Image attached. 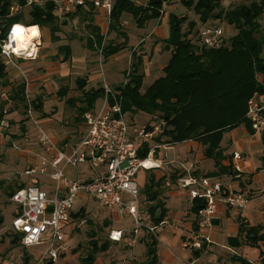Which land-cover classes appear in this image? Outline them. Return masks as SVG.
<instances>
[{"label": "trees", "instance_id": "obj_1", "mask_svg": "<svg viewBox=\"0 0 264 264\" xmlns=\"http://www.w3.org/2000/svg\"><path fill=\"white\" fill-rule=\"evenodd\" d=\"M13 1L21 5L25 3V0H0L1 38H4L12 24L22 23L27 27L38 26L40 30L48 28L51 42L59 40L56 36L58 33L56 21L59 20L53 13L52 3H46L42 8L32 7L25 10L26 13L22 11L8 17V7ZM180 1L186 10L192 9L198 21H187L186 16L169 13L168 34L162 41L163 50L169 52V60L162 69V75L141 92L143 75L138 73L137 66L132 65L128 80L112 89L121 97V107L126 115L143 114L147 117L146 126L153 123L154 119L163 123L162 133L156 137L157 142L169 145L193 142L199 145L202 157L213 161L214 170L201 175L193 169V175L215 178L226 190L230 186L223 179L240 181L244 175L241 170H234L233 164L223 165V160L232 159L224 156L227 146L223 144V136L240 126L251 131L246 118L247 102L255 93L264 92V23L262 21L264 0H236L239 2L231 8H224L222 0ZM136 2L137 0H113L109 32L124 36L120 26L123 14L130 15L137 28H143L147 22L165 15L166 10L163 11V7L170 5L173 0H148L145 5H136ZM76 16L83 21H93V10L91 7L79 8L64 21H73ZM223 24L234 31L228 39V45L225 46L223 41L224 44L218 48L204 47L197 37L199 28L202 25L222 26ZM89 30L93 36L86 40V45L89 49L101 50L103 59L109 58L123 48L119 45L112 46L111 43L103 46V37L98 28L90 26ZM124 38L126 42V37ZM65 49L67 50L66 47L58 48V54L61 52L65 56L63 52L66 51ZM5 76L6 71L0 63V78L4 79ZM85 86V79H76L75 89L80 92V96L68 99L66 102L69 105L80 104L77 120H82V115L93 108L96 101L103 96L102 87L85 90ZM15 90L12 101L19 105L27 102L24 94L25 84L20 82ZM65 92L66 88L63 96ZM31 104L36 110L39 108L37 104L34 105V101H31ZM8 111L4 112L3 107L0 106V121ZM23 128L22 126L21 129ZM259 134L260 142L264 145V129ZM141 147L139 156L145 157L149 150L148 143H143ZM260 160L264 165V154ZM155 170L160 169L142 170L147 174L144 186L140 190L146 195L144 211L149 216L150 222L158 226L164 222L167 215L165 203L168 185L173 186L180 174L174 167L165 168V172L160 176ZM204 206V199L190 201L188 211L194 216L195 222L198 212ZM17 216L14 213L13 217ZM73 216L83 219L84 209H80ZM1 222L0 216V225ZM237 225V235L229 238L228 244L233 248L245 244L259 249L260 244L264 243L263 227L251 226L241 218L237 219ZM12 233L14 234L12 247L19 246V235ZM90 245L91 252L81 259L82 264H93L96 259L95 254L104 252L107 248L106 245L98 246L94 241ZM156 245L157 241L152 236L146 238L145 264H157ZM193 255L199 256L200 252L194 251ZM25 256L24 264H28L31 257L28 254ZM232 263L251 264L236 257L232 258ZM259 264H264V252L261 250Z\"/></svg>", "mask_w": 264, "mask_h": 264}, {"label": "built area", "instance_id": "obj_2", "mask_svg": "<svg viewBox=\"0 0 264 264\" xmlns=\"http://www.w3.org/2000/svg\"><path fill=\"white\" fill-rule=\"evenodd\" d=\"M46 3L53 4V13L59 21L68 20V16L76 13L79 8L91 7L95 12L100 11L107 19L108 29L113 0H25L23 5L13 1L8 7V17L32 7L42 8ZM18 24L28 28L22 23ZM13 25L16 24L9 27L4 38L0 37V63L5 70L11 68L19 71L20 60L33 61L38 58L42 45L41 30L37 26L39 35L32 40L28 49V52H32L34 47L35 52L18 57L11 50L9 54L4 52V44L8 42ZM197 37L204 47L218 48L224 44V29L221 26L202 25ZM12 46L14 48L15 43ZM101 87L103 96L99 105H94L82 115L86 129L77 144L61 150L53 138L40 131L37 141L42 153L35 165L26 169L23 174L48 179L50 192L32 184L15 190L9 197L18 216L8 226L19 235L20 246L24 249L42 247L41 253L37 257L33 256L31 264H61L60 259L67 255L70 234L68 228L71 227L72 232L87 222L84 218H74L73 214L85 208L88 199H92L97 208L115 210L119 218L131 219L130 230L109 232L110 242H124L126 246L133 247L143 232L158 241L157 227L164 222L158 226L150 222L144 211L146 195L138 188L135 178L142 170L159 169L161 166L174 167L180 174L172 186L174 191L185 193L189 201L205 200V206L196 217V231L182 245L184 249L202 251L204 246L212 243L211 231L218 219V208L221 206L235 214L242 213L248 197L231 188L225 190L215 178L194 176L191 164V169H187L183 162L157 163L154 153L165 147L156 140L162 133L163 123L154 119L153 123L145 127H132L121 107L118 93L105 83ZM27 113L31 118L30 103ZM246 118L251 131H263L264 92L255 93L248 100ZM0 125V134H4L7 124ZM143 143H148L149 150L145 157H140L139 151ZM14 149L18 150L16 146ZM147 161L151 164L146 165ZM240 161L238 153H233L234 170L240 171ZM78 165L94 169L95 174L90 176L84 171H77ZM69 168L75 169V177L68 175ZM76 202L81 204L77 210L74 209Z\"/></svg>", "mask_w": 264, "mask_h": 264}, {"label": "crops", "instance_id": "obj_3", "mask_svg": "<svg viewBox=\"0 0 264 264\" xmlns=\"http://www.w3.org/2000/svg\"><path fill=\"white\" fill-rule=\"evenodd\" d=\"M147 2L148 0H138L137 4L145 5ZM221 3L224 8H231L237 3V1L236 0H222ZM172 10H173V5L170 4L166 6L165 15H163L159 19H155V20H151L147 22L143 26V28H137L135 23H133L132 17L128 14H123L121 17L120 26L122 27L121 31L124 33V36L126 37V42H125L124 36L122 35H119V39H115V41H112L114 40V38H116L117 35L114 32H109L107 29V25L105 26L104 23L101 24L102 21H96L97 17L99 18L104 17L100 11H96V12L93 11V21H56V24L58 27V33L56 34V36L59 38L57 42H51L48 28H43V30L41 29V40L43 42V47L41 48L39 52L38 58L33 61L20 60L19 61V71L11 69V68L5 70L6 72L8 71L9 72L8 74L11 75V80L17 81V80H21L22 78L23 83L25 84L24 93H25L27 102L29 103L31 101H34L39 106V108L37 110H34L33 112V114L36 113L37 115L34 117L31 116V118L27 119V121L23 123L22 126L24 127L23 128L24 130L21 129L22 126L20 127L21 134L19 135V139L17 140V141H21L27 144L28 142H30V139L33 138L32 140H34L36 146L34 148H28V147L19 148L18 146H16L18 147V150H14L15 146L12 143L9 144V146H11V148H13L14 151L19 152L20 154H23V155H29V157L25 156L23 158L25 159V162H27L28 164L25 166L24 171L25 169H28L29 167H32L33 165H35V163L38 160V156L42 153L41 146L39 145L37 141L40 135V131L44 132L46 135L53 138V140L57 143L58 147L61 150L69 149L70 147L77 144L82 139L85 133L86 127H85L84 121L83 119L77 120L76 119L77 114L75 113L71 114V117H72L71 127L73 130H71L69 133H65V135H63L62 137L59 135V133L55 129H53L51 132H46L45 129L41 126V124L45 122V124H47L49 127L51 126L52 123L54 124L53 119L49 117L48 115L49 111L47 112L45 110L44 104L46 100L54 99L55 103L52 105V107L55 109L57 106L56 105L57 102L58 103L59 101L67 102L68 99H74L80 96V92L76 94L70 93L73 91L76 92L75 85L74 87H69L67 85L64 86V84H62V81L68 80V79L69 80L74 79L73 80V84H74V81L79 78V79H85L86 81L85 90L96 89V88L101 87V84H99L100 86H96V87L93 86L91 84V81L96 77L102 76V73L94 69L93 71H91L88 69V66L99 67V70H101L102 63L104 61H107L109 58H112L113 56H115L118 52L110 56L107 59L101 60L102 61L101 62L98 59V56L102 57L100 50L89 49L86 45L87 43L86 40L89 38H92L93 36V34L89 30L90 26H95L98 28L100 35H102L103 37V46L107 45L108 43H111L112 46L119 45L120 47H123L121 50L126 49L128 53L129 52L131 53V55H134L137 52L136 56L140 55L141 60L144 63V58L146 56L150 57L153 53H155V48L156 49L160 48L157 50L159 55H162V53L164 52L168 53L169 55V52H166L165 50H163L162 41L168 34L167 16L169 15V13L172 12ZM78 16H76L74 19L79 18ZM127 16H129L131 20L130 19L127 20L126 18ZM164 19H166V21H164ZM131 28L135 29V32L137 33L139 37V41L136 46H131L128 42V36H129L128 34ZM222 28H224V34L230 29L224 24L222 25ZM104 29L108 31L106 38H105L106 34H104ZM113 34L115 35L114 38L111 37V35ZM147 40H150V43H149L150 46L145 45V43H148ZM106 41L107 43H105ZM60 47L67 48L68 51L66 49H65L66 51H63L65 53V56L62 55L63 53L61 52H59V55H58V48ZM74 50H80L82 52V55L78 58L77 57L74 58L72 56V51ZM165 65L166 64L162 65V69L164 68ZM22 67H26V68L30 67V72L35 73V75L28 77L27 73L25 74L24 71L22 70ZM162 69H161V72H162ZM142 75H143L142 77L143 79L144 74ZM58 85L60 86L58 87ZM65 88H66V92H65V95L63 96V91ZM61 89H63L62 92H61ZM68 105L69 104H67V107L65 109L68 108ZM75 105L77 106V108L80 106V104L78 103H76ZM12 106L13 107L16 106V107L14 108V110H12L13 108L10 109L9 111L7 110L8 113L14 111L18 115H15L14 117H11V118H6V115L8 114L6 113L4 117L2 118V120L0 121V124L6 123L7 127H9V123L12 124V123H15L16 121L21 120L19 116V104H15L13 102ZM51 112H52L51 113V116H52L54 111H51ZM138 116H144V115L140 113L134 114L133 119L129 123L131 125L135 124L136 123L134 122L135 118L136 117L138 118ZM146 122H147V117H146ZM29 123L34 125L35 131L36 130L38 131L37 136L35 137L28 136L29 132L26 127V124H29ZM66 125H69V123L67 122ZM5 134H6V131L4 132V134H0V137H3ZM224 136L228 137L227 141L225 142L223 141V144L227 146V150L224 152L225 157H232V154L235 153L236 144H238L240 141H243L245 144H249V142H252L253 146L250 149L247 148L243 150L244 151L243 153L245 154L246 153L245 151H248V155L251 154L254 159L260 161V167H258L254 173H246V172L241 171L244 177L240 181L231 180V178L223 179L224 182H226L227 184L229 183V186L232 190L243 192L248 197V201H249L251 198L256 196L257 192H260L261 190L264 189V176H263L264 175V165L262 164L260 160V158L264 154V145H262L260 142V134L252 133L251 131L246 130L245 127L240 126L232 130L231 132L225 134ZM4 141H9L7 136H5ZM184 144L189 145V152L199 151L201 155L200 157L201 160L205 159L202 157V150L199 145L193 142H188V143L185 142ZM163 145H165L164 149L156 150L154 153V157L157 163L158 162L164 163L165 152L162 153V151H165L168 148L174 146V145H169V144H164V143ZM242 160H243V157L241 158V161ZM229 164L230 165L233 164L232 159H230L229 161L223 160V165L226 166ZM165 168L166 167L161 166L159 169L160 170L163 169V172H165ZM193 169L194 170L196 169L201 175H205V173H209L214 170V169L205 170L201 168L197 169L194 167ZM160 170H155V172L157 173V171H160ZM163 172H161V174ZM231 172H232V168H231ZM146 174L147 173H145V175ZM253 174H256L257 176L258 189L251 188ZM22 175L25 176L24 174ZM25 177H28L30 179L29 181L31 182V184H35L40 187L49 186L51 188V185L49 182H40L39 177H29V176H25ZM24 182L26 183L25 180ZM26 185L23 184V187ZM168 186H169V190L166 192V203H165L167 211H168V208H167L168 201H171V203H181V201L177 199L186 198L187 202L190 203L185 193L176 192L173 190L172 185H168ZM105 211H107L111 216V212H112L111 209L105 210ZM244 211L242 213L235 214L234 211L224 209L223 207L220 206L218 208V213H217L218 219L214 223L213 229L211 231L212 243L207 246H204L203 250L199 251L200 252L199 256L195 257L193 255L194 251L191 250L190 251L191 257L186 262H180L175 256H173L169 248L166 245H164L162 242H160V236H158L159 241L157 242V245H156L157 264H181V263L234 264L232 263L233 257H236L238 259L241 258L251 264H259V254H260V250L264 252V243L260 244L259 249L253 248V251L255 254L252 258L247 257V255L244 252L240 251L243 247H249V246L242 244L239 247L233 248L228 244V239L231 237H236L237 235V229H238L237 219L239 218L243 219L244 221H247L248 224L251 226L261 225L263 227V233H264V221L262 222V224L260 223L251 224L250 221L247 219V217L243 215ZM14 213H15V210H14ZM190 215L191 214L188 212V210H185L182 212L181 216L178 219H176L175 222H173L172 224H169L166 222V217H167L166 215L164 219V224L159 226V227H162L161 233L169 234L168 232L169 229L167 230L166 227H170L173 231L182 232L179 238H173V245H176V243L181 242V246H182L183 243L187 239H189L193 235V233L196 231L197 225L195 222V218L193 215H191L190 217ZM13 218L14 217H12V219ZM263 219H264V215H263ZM131 228H123V229H116V230H130ZM226 233H227V243L226 245H221L219 243V239L221 235H224ZM172 235L174 236L175 234H172ZM148 236L150 235H147L144 232L141 233V236L137 239L134 246L130 247L131 248L130 249L131 258L134 255L137 245H139L140 246L139 249L144 250V253H145L146 238ZM111 244L117 245L116 243H113V242H111ZM123 244L125 243L123 242ZM159 245L161 246L163 245L165 247L164 251L161 254H159L158 252ZM96 263L97 261L95 262V264ZM128 263H130V261L129 262L127 261V264Z\"/></svg>", "mask_w": 264, "mask_h": 264}, {"label": "rangeland", "instance_id": "obj_4", "mask_svg": "<svg viewBox=\"0 0 264 264\" xmlns=\"http://www.w3.org/2000/svg\"><path fill=\"white\" fill-rule=\"evenodd\" d=\"M138 1V0H137ZM239 2V1H237ZM136 5H140L137 4ZM173 5V10L171 13L175 14L176 16H186L187 21H198V17L195 16L192 9L186 10L183 5L181 4L180 0H173L171 3ZM26 13V11H24ZM127 20L130 19L129 16L126 17ZM131 20V19H130ZM129 20V21H130ZM73 21H83L82 18L74 19ZM96 21H102L101 24L107 25V19L105 17L96 18ZM166 21V19H164ZM264 23V17L262 19ZM134 23V22H133ZM165 25V24H163ZM186 26V23H185ZM184 27V25H183ZM222 27V26H221ZM224 29V28H223ZM234 31L229 29L224 34V41L225 46L228 45V39L233 35ZM105 38L107 37L108 31L104 29ZM128 42L131 46H136L139 37L137 33L135 32L134 28H131L129 34H128ZM111 37H115V35H111ZM115 39H119V35L116 36ZM148 43H145L146 46H150V40H147ZM107 43V41L105 42ZM43 47V42L41 45V48ZM159 47V46H158ZM145 49V48H143ZM160 48H155V53H153L150 57L146 56L144 58V63L141 60L140 55L136 56L137 52L134 55H129L128 51L126 49L119 51L115 56L112 58H109L107 61H104L102 63L101 70H99V67H90L88 66V69L93 71L97 70L102 73V76L96 77L91 81V84L93 86H101L103 83H105L110 88H113L115 86H118L119 84H124L126 80H128V73L131 70V66L135 65L137 66L138 73L144 74V78L142 79L141 84V92H144L149 84L155 80L156 78H159L162 75L161 69L162 65L166 64L168 62L169 55L168 53H162V55H159L157 50ZM41 50V49H40ZM154 52V51H153ZM59 55V54H58ZM82 55V52L80 50H74L72 51V56L74 58H78ZM98 59L101 61L103 58L101 56H98ZM102 62V61H101ZM137 63V64H136ZM22 70L24 73L29 76L35 75V73L30 72V67H22ZM37 72V71H36ZM9 72H6V77L4 79H0V106L3 107L4 111L10 110L13 108V101L12 98L14 97L17 86L20 85V82H23L22 78L21 80H11V75L8 74ZM41 73V72H39ZM74 79H68L62 81V84L67 85L69 87H74L75 81L73 84ZM12 81V82H11ZM5 83V84H3ZM3 84V85H1ZM60 85H58L59 87ZM88 86V84H87ZM15 88V89H14ZM76 90V89H75ZM79 91L76 90V92H70L72 94H76ZM25 94V93H24ZM12 101V102H10ZM97 102V101H96ZM15 103V102H14ZM30 103V111L31 116H36L37 114H33L34 110H36L33 107V104ZM29 103L25 102L24 104L19 105V116L20 121H14L15 123L10 124L9 127L6 130V134L3 137H0V216L2 217V222L0 225V264H24L25 255H29L31 258L28 262V264H31L32 257H37L41 251L42 247L36 246L27 248L26 251H23L22 247L19 245H15V247H12V240H13V233L10 227L8 226V223H5V221L8 219L11 221L13 217V213L15 210V205L10 203L9 197L10 194L13 193L15 190H17L20 186H23V184H27L28 186H31L30 179L28 177L23 176L24 168L27 164L25 162V159H23L25 156L29 157V155H23L19 152H16L9 146L10 143H12L14 146H18L19 148H34L36 146L33 138L30 139V142L25 144L24 142L17 141L19 139V135L21 134L20 127L23 125L28 117V109H29ZM54 99L46 100L44 107L45 110L49 113V117H51L54 121V124L52 123L49 127L45 122L41 124V126L45 129L46 132H51L53 129L57 130L59 135L62 137L65 135V133H69L72 129L71 127V114L75 113L78 115V109L76 105H68L66 101H59V103H56V108L54 109L52 105L54 104ZM36 103L34 102V105ZM99 105V101L95 104ZM26 106V108H24ZM69 110V111H68ZM51 111H54L51 116ZM69 112V113H68ZM15 115H18L16 112H9L6 115V118L14 117ZM128 122H130L133 119V116L126 115ZM135 118V117H134ZM69 123V125H66V123ZM135 124H133L132 127H145L146 125V116H138V118H135ZM17 125V126H15ZM26 127L28 129V136L35 137L38 134V131L34 130V125L29 123L26 124ZM5 136L8 137L9 141H4ZM224 142L227 141L228 137L224 136L223 138ZM253 146L252 142H249V144H245L243 141H240L238 144H236L235 152L238 153V155L243 160L240 161L239 167L240 170L246 173H254L258 167H260V161L254 159L251 154L248 155V151H245L244 154L243 150L250 149ZM17 147V148H18ZM165 152V159L164 162H183L187 169H191L190 165L194 168H201L205 170H213L214 169V163L210 159H202L199 151H192L189 152V145L184 143H178L170 148H168L165 151H162V153ZM161 153V154H162ZM20 162V163H19ZM169 169V167H166ZM26 170V169H25ZM77 171L81 172L84 171L86 174H95L94 169H91L90 167H86L84 165H78L76 168ZM161 172H163V169L160 171H157V174L160 175ZM68 175L75 177V169L69 168L68 169ZM145 173L144 171H140L136 176V182L139 189H142L145 183ZM264 176V175H263ZM26 181V183L24 182ZM40 182H48V179L39 177ZM251 188L258 189L257 185V176L256 174H253L252 176V183ZM42 190L46 192H50L49 186H42ZM176 199V198H174ZM181 201V203H171V201H168L167 203V217L166 222L169 224H172L175 222L176 219H178L182 212L185 210L190 209V203L187 202L186 198H180L177 199ZM81 204L79 202L75 203L74 209L77 210ZM166 207V204H165ZM225 209V207H223ZM84 219L87 221L85 224L80 225V227L74 231L71 232V227L68 228V240H67V255L66 257H62L61 264H82L81 259H84L86 255H88L89 252H91V245L90 243L92 241L96 242L99 245H106V250L104 252H97L96 259L93 264L97 261L96 264H127V261L130 263L128 264H145V261L147 259L144 250L139 249V245L136 246V250L134 252V255L132 258L130 257L131 251L130 247L126 246L122 242L116 243L117 245L111 244V242L108 239L110 230H116V229H123V228H131L132 222L129 218H119L116 214L115 210H112L111 216L110 214L101 209L97 208L96 203L92 199H88V204L85 206ZM189 212V211H188ZM244 216L247 217V219L250 221L251 224H257L264 221L263 215H264V189L260 192H257L256 196L251 198L246 207L245 211L243 213ZM12 216V217H11ZM191 217V215H190ZM9 221V222H10ZM161 228L158 226L157 233L158 236H160V242H162L164 245H166L173 256H175L180 262H186L191 257V250H187L182 248L181 242L176 243V245H173V238H179V236L182 234L181 231H173L170 227H166L168 230V233H161ZM172 234H175L174 236ZM219 237V236H218ZM159 241V240H158ZM157 241V242H158ZM110 243V244H109ZM219 243L221 245H226L227 243V233L224 235H221L219 239ZM161 244V243H159ZM139 249V250H138ZM165 247L162 245H159L158 252L161 254L164 251ZM241 252H244L247 257L252 258L254 256L253 248L250 247H243Z\"/></svg>", "mask_w": 264, "mask_h": 264}, {"label": "clouds", "instance_id": "obj_5", "mask_svg": "<svg viewBox=\"0 0 264 264\" xmlns=\"http://www.w3.org/2000/svg\"><path fill=\"white\" fill-rule=\"evenodd\" d=\"M39 31L37 26H32L25 28L23 25L16 24L13 25L9 36L8 42L4 44L5 54H9V50L15 53L18 57L27 53V55H32L35 52V48H32V52L27 50L31 46V42L35 37H38ZM13 43L15 47L13 48Z\"/></svg>", "mask_w": 264, "mask_h": 264}, {"label": "bare ground", "instance_id": "obj_6", "mask_svg": "<svg viewBox=\"0 0 264 264\" xmlns=\"http://www.w3.org/2000/svg\"><path fill=\"white\" fill-rule=\"evenodd\" d=\"M30 27H32V26H30ZM27 51H28V50H27ZM150 164H151L150 161H147V162H146V165H150ZM9 221H10V220L7 219V220L5 221V223H9Z\"/></svg>", "mask_w": 264, "mask_h": 264}]
</instances>
